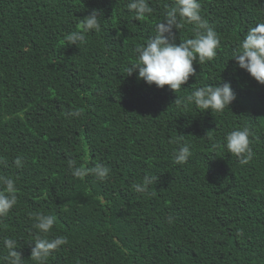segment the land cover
Instances as JSON below:
<instances>
[{
    "label": "trees",
    "instance_id": "1",
    "mask_svg": "<svg viewBox=\"0 0 264 264\" xmlns=\"http://www.w3.org/2000/svg\"><path fill=\"white\" fill-rule=\"evenodd\" d=\"M200 2L220 47L213 60L194 61L196 76L174 92L126 68L175 0H149L153 12L139 19L128 0H0V157L8 162L0 173L18 189L0 218V255L11 237L25 264H36L34 217L43 213L56 217L50 237L68 241L46 264H264V85L232 59L247 30L264 23V0ZM93 9L101 31L68 44ZM192 29H178L176 42ZM225 81L236 99L222 113L174 102ZM245 126L254 156L241 165L223 142ZM178 135L192 146L185 164L174 163ZM69 160L105 164L109 178L74 177ZM145 174L157 182L138 193Z\"/></svg>",
    "mask_w": 264,
    "mask_h": 264
},
{
    "label": "clouds",
    "instance_id": "2",
    "mask_svg": "<svg viewBox=\"0 0 264 264\" xmlns=\"http://www.w3.org/2000/svg\"><path fill=\"white\" fill-rule=\"evenodd\" d=\"M128 11L133 12L136 18H143L153 12L149 0H128ZM102 13L93 9L89 15L80 20L79 31L70 32L66 41L70 45L84 42V35L90 31H101ZM185 24L193 25V35L179 43L176 42V32ZM155 34L148 37L135 49V60L126 68V75L137 73V79L143 80L147 85L163 88L165 85L174 92H178L190 77L196 76L194 61L204 63L217 56L220 47V37L208 20L201 15L200 0H175L173 6L166 8L163 19L155 25ZM238 68L246 71L258 84L264 85V23H257L249 28L243 36L233 58ZM236 99V93L230 81L217 84H206L195 88L187 96L176 98V104H192L200 110L222 113L229 109V105ZM69 116H77V112H69ZM250 129L245 126L229 131L223 146L227 152L236 156L241 165L249 163L254 152L252 150ZM174 151V163L185 164L192 156V146L189 143H179ZM12 163L17 169L23 167V158L17 156ZM0 165L7 167L8 162L0 157ZM71 174L77 178L88 175L95 176L99 181L109 178V166L97 163L92 167L87 164H77L76 160L68 161ZM158 177L145 174L139 183L133 185L138 193H147L151 186L157 182ZM18 189L16 179L11 175L0 173V218L6 217L18 202ZM30 260L36 264H46L53 252L68 243L65 236L50 237L51 230L56 224V217L37 213L34 217ZM3 246L5 254L0 255V264H25L18 240L4 237Z\"/></svg>",
    "mask_w": 264,
    "mask_h": 264
}]
</instances>
